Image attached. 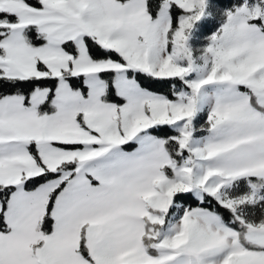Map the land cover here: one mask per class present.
I'll return each instance as SVG.
<instances>
[{
    "label": "snow or ice",
    "instance_id": "snow-or-ice-1",
    "mask_svg": "<svg viewBox=\"0 0 264 264\" xmlns=\"http://www.w3.org/2000/svg\"><path fill=\"white\" fill-rule=\"evenodd\" d=\"M0 264H264V0H0Z\"/></svg>",
    "mask_w": 264,
    "mask_h": 264
}]
</instances>
